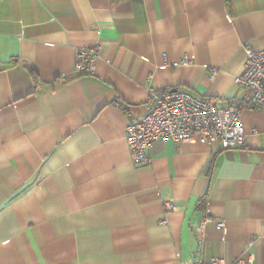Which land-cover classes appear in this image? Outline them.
<instances>
[{"label":"crops","instance_id":"0c3cea01","mask_svg":"<svg viewBox=\"0 0 264 264\" xmlns=\"http://www.w3.org/2000/svg\"><path fill=\"white\" fill-rule=\"evenodd\" d=\"M245 45L264 47V0H0V264H264L263 110L236 147L159 140L136 165L124 137L150 86L243 94Z\"/></svg>","mask_w":264,"mask_h":264},{"label":"built area","instance_id":"2783aa9c","mask_svg":"<svg viewBox=\"0 0 264 264\" xmlns=\"http://www.w3.org/2000/svg\"><path fill=\"white\" fill-rule=\"evenodd\" d=\"M98 51L97 44L76 48L74 70L79 73L93 72ZM244 52L243 67L233 78L244 93L223 104L220 100L199 98L179 88L171 90L148 87L144 112L125 126L124 137L136 165L150 162V151L159 140L216 141L224 148L243 143L245 130L240 116L242 108L249 104L264 111V47L254 49L245 45ZM214 74L215 69H211L209 77L213 78ZM164 206L166 210H171L174 203L166 199ZM215 220L217 225H222V219ZM206 221L207 218L202 217L195 225L194 232L199 242L203 241ZM180 264L226 262L222 256L213 257L209 261L193 256Z\"/></svg>","mask_w":264,"mask_h":264},{"label":"trees","instance_id":"16d2710c","mask_svg":"<svg viewBox=\"0 0 264 264\" xmlns=\"http://www.w3.org/2000/svg\"><path fill=\"white\" fill-rule=\"evenodd\" d=\"M26 67H27L30 75L32 76L33 80L37 82V76H36V73L34 72V70L31 67H28V66H26ZM202 202H203V200H202Z\"/></svg>","mask_w":264,"mask_h":264},{"label":"water","instance_id":"95a60500","mask_svg":"<svg viewBox=\"0 0 264 264\" xmlns=\"http://www.w3.org/2000/svg\"><path fill=\"white\" fill-rule=\"evenodd\" d=\"M175 89H176V87L172 88L171 90H175Z\"/></svg>","mask_w":264,"mask_h":264}]
</instances>
